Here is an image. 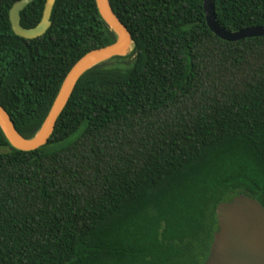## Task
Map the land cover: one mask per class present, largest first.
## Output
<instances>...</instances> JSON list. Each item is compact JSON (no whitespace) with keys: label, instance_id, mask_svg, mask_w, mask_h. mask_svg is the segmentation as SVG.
Returning a JSON list of instances; mask_svg holds the SVG:
<instances>
[{"label":"trees","instance_id":"16d2710c","mask_svg":"<svg viewBox=\"0 0 264 264\" xmlns=\"http://www.w3.org/2000/svg\"><path fill=\"white\" fill-rule=\"evenodd\" d=\"M18 1L0 0V106L31 139L73 65L116 37L95 0H55L46 33L23 39ZM109 3L130 53L83 74L44 146L16 150L0 130V264H203L218 204L264 208V37L221 40L203 0ZM214 13L231 32L264 26V0Z\"/></svg>","mask_w":264,"mask_h":264},{"label":"water","instance_id":"95a60500","mask_svg":"<svg viewBox=\"0 0 264 264\" xmlns=\"http://www.w3.org/2000/svg\"><path fill=\"white\" fill-rule=\"evenodd\" d=\"M35 0H19L9 11L13 33L26 40L43 36L51 26L50 17L55 0H46L41 21L31 29L20 25V13ZM98 13L115 34L111 45L86 53L67 73L58 94L38 133L31 139L21 136L7 112L0 106V130L9 145L20 151H34L47 144L57 119L65 108L77 82L88 70L113 57L126 56L132 45L128 30L112 10L109 0H95ZM205 20L210 31L227 42L264 37V26L231 32L222 28L215 18L214 0H203ZM218 230L203 264H264V208L245 195L233 197L215 208Z\"/></svg>","mask_w":264,"mask_h":264},{"label":"bare ground","instance_id":"6f19581e","mask_svg":"<svg viewBox=\"0 0 264 264\" xmlns=\"http://www.w3.org/2000/svg\"><path fill=\"white\" fill-rule=\"evenodd\" d=\"M132 47H133V46L131 45L130 48H129V51H128L129 53H130V51L132 50ZM110 64H111V63H110Z\"/></svg>","mask_w":264,"mask_h":264},{"label":"rangeland","instance_id":"374dc122","mask_svg":"<svg viewBox=\"0 0 264 264\" xmlns=\"http://www.w3.org/2000/svg\"><path fill=\"white\" fill-rule=\"evenodd\" d=\"M0 151H2V149H0Z\"/></svg>","mask_w":264,"mask_h":264}]
</instances>
